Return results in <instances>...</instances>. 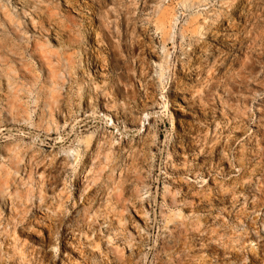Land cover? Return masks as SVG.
<instances>
[{
  "label": "clouds",
  "instance_id": "1",
  "mask_svg": "<svg viewBox=\"0 0 264 264\" xmlns=\"http://www.w3.org/2000/svg\"><path fill=\"white\" fill-rule=\"evenodd\" d=\"M0 264H264V0H0Z\"/></svg>",
  "mask_w": 264,
  "mask_h": 264
}]
</instances>
